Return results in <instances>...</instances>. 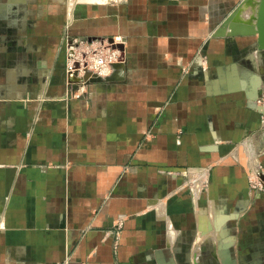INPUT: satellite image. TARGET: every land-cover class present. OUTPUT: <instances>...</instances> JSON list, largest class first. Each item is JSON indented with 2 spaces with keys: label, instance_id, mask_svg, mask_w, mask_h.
I'll return each mask as SVG.
<instances>
[{
  "label": "crops",
  "instance_id": "crops-1",
  "mask_svg": "<svg viewBox=\"0 0 264 264\" xmlns=\"http://www.w3.org/2000/svg\"><path fill=\"white\" fill-rule=\"evenodd\" d=\"M11 1L0 264H264V195L248 185L249 164L264 169L258 0ZM66 36H121L124 63L69 93Z\"/></svg>",
  "mask_w": 264,
  "mask_h": 264
},
{
  "label": "built area",
  "instance_id": "built-area-1",
  "mask_svg": "<svg viewBox=\"0 0 264 264\" xmlns=\"http://www.w3.org/2000/svg\"><path fill=\"white\" fill-rule=\"evenodd\" d=\"M121 1L108 0L104 4L109 5V2L118 3ZM63 46L64 75L69 93L77 91L76 88L109 79L113 76L114 69L124 63V41L121 36L111 39L66 36ZM183 173L186 178L185 185L191 191L195 188L200 190L208 186V179L204 178L205 172ZM248 185L252 192L264 195V169L256 160L248 166ZM114 226L119 232L123 228V220L117 219Z\"/></svg>",
  "mask_w": 264,
  "mask_h": 264
},
{
  "label": "water",
  "instance_id": "water-1",
  "mask_svg": "<svg viewBox=\"0 0 264 264\" xmlns=\"http://www.w3.org/2000/svg\"><path fill=\"white\" fill-rule=\"evenodd\" d=\"M249 0H244L243 4L248 3ZM258 7H257V11H256V23H257V29H258V38H259V43L260 46L264 45V33L262 32V30L264 31V27H262V22L264 20V0H258ZM233 16H230L229 19L220 27V29L222 28H226L229 20L232 18ZM215 34H219V33H215ZM221 35V34H219ZM95 81H99V80H95ZM94 82V81H93Z\"/></svg>",
  "mask_w": 264,
  "mask_h": 264
},
{
  "label": "rangeland",
  "instance_id": "rangeland-1",
  "mask_svg": "<svg viewBox=\"0 0 264 264\" xmlns=\"http://www.w3.org/2000/svg\"><path fill=\"white\" fill-rule=\"evenodd\" d=\"M16 1L25 2V0H20V1L19 0H14V2H16ZM63 1H65V3H67L69 6H71L70 9H72V7H74L76 4H80V3H84V2H95L96 0H63ZM6 2H13V1H11V0H0V3H6ZM108 4L109 5L110 4L114 5L116 3L115 2H109ZM105 5H107V4H105ZM256 31L259 32L257 28H256ZM262 32L264 33L263 30H262ZM204 178L208 179L207 173H206V176ZM184 183H186V180L184 181ZM197 185L199 187V183ZM186 188L189 190V192L191 191V189L189 187H186ZM206 190H207V187L206 188H202L199 191H200V193H202V192H205ZM191 192H192L191 195H193L194 189H192ZM211 221H214L213 217H211ZM210 263L211 264H219L218 261H217V258L214 256V254H212V258H211V262Z\"/></svg>",
  "mask_w": 264,
  "mask_h": 264
},
{
  "label": "bare ground",
  "instance_id": "bare-ground-1",
  "mask_svg": "<svg viewBox=\"0 0 264 264\" xmlns=\"http://www.w3.org/2000/svg\"><path fill=\"white\" fill-rule=\"evenodd\" d=\"M104 1V0H103ZM100 2V1H99Z\"/></svg>",
  "mask_w": 264,
  "mask_h": 264
}]
</instances>
